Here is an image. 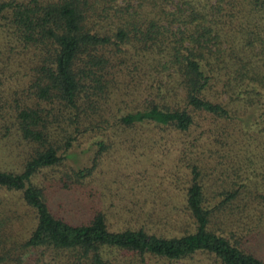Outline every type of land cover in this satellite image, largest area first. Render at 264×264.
<instances>
[{"label": "trees", "instance_id": "16d2710c", "mask_svg": "<svg viewBox=\"0 0 264 264\" xmlns=\"http://www.w3.org/2000/svg\"><path fill=\"white\" fill-rule=\"evenodd\" d=\"M141 123L169 129V164L136 182L153 193L140 220L139 199L117 227L103 207L50 204L47 186L79 188ZM96 135L88 164L65 163ZM5 137L23 156L20 169L0 168V264H144L196 252L208 264H264L246 246L264 218V178L258 189L244 153L264 149V0H0ZM47 168L45 187L36 173Z\"/></svg>", "mask_w": 264, "mask_h": 264}, {"label": "rangeland", "instance_id": "374dc122", "mask_svg": "<svg viewBox=\"0 0 264 264\" xmlns=\"http://www.w3.org/2000/svg\"><path fill=\"white\" fill-rule=\"evenodd\" d=\"M239 15V13H238ZM253 124V123H252ZM248 129L246 133L252 134L255 130ZM169 134V129H156L148 123L135 124L134 128H130L122 132L121 140L117 147L108 148L107 152H104L100 158V161L93 173L87 177L79 188H72L64 194L62 190L55 187L46 188V194L49 202L56 208L67 207L69 208L72 203L78 205L82 203H88L92 205V208L103 207L106 212L108 223L113 227L121 226L124 220L130 218L127 217L128 210L126 207L132 206L133 200H138L137 206L133 207L139 214H133L139 220L141 219V211H139L141 203H143L144 197L149 200L152 199L153 193H147L150 190L147 185L136 186V182L142 181L146 178H150V172L147 167L152 166L160 168L164 164H169V160L165 152H161V145L164 138ZM99 135L94 136L92 139H88L81 145H74L69 149L68 155H66L65 163L74 167L83 166L89 163V156L92 153L95 143L93 139ZM16 140L12 137H5L0 139V168L14 170L20 169L18 166L19 159L23 156L21 145L15 144ZM258 142V141H257ZM252 144V143H251ZM25 147V146H24ZM250 149V150H249ZM247 149L246 154H250L253 162V170L250 171L249 177L256 180V187L261 189V181L264 178V149H261V145L257 148L252 146ZM263 153V154H262ZM262 155V157H260ZM141 169L142 173H135L134 169ZM146 168V169H144ZM171 170V168H169ZM54 169H42L39 173H36V181L43 184L46 187V181L44 178L49 177ZM153 173V172H152ZM144 177V179L141 178ZM38 182V183H39ZM54 185V182H53ZM81 198V200L78 199ZM61 204V205H59ZM149 203L143 205L145 209H148ZM161 207L159 201L156 203ZM140 206V207H139ZM96 207V208H97ZM132 208V209H133ZM151 209V208H150ZM150 211V210H149ZM161 215V214H156ZM155 220L159 222L156 227L162 230L165 222L159 216H154ZM261 224H257L254 231L246 243L247 248L257 254L260 258L264 259V218ZM173 225V230L179 233L182 229H178ZM155 229V227H154ZM102 254L108 257H114L115 260L127 259V254L121 253L117 249L108 250L103 248ZM208 255L204 253L196 252L191 257H186L177 261H168L162 257L149 256L145 258L144 264H208Z\"/></svg>", "mask_w": 264, "mask_h": 264}]
</instances>
